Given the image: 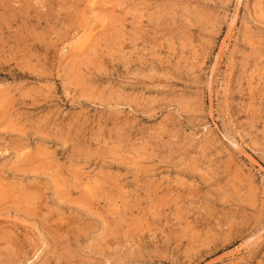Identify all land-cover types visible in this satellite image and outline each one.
Returning a JSON list of instances; mask_svg holds the SVG:
<instances>
[{
    "label": "rangeland",
    "instance_id": "374dc122",
    "mask_svg": "<svg viewBox=\"0 0 264 264\" xmlns=\"http://www.w3.org/2000/svg\"><path fill=\"white\" fill-rule=\"evenodd\" d=\"M0 207V264H264V0H0Z\"/></svg>",
    "mask_w": 264,
    "mask_h": 264
},
{
    "label": "bare ground",
    "instance_id": "6f19581e",
    "mask_svg": "<svg viewBox=\"0 0 264 264\" xmlns=\"http://www.w3.org/2000/svg\"><path fill=\"white\" fill-rule=\"evenodd\" d=\"M106 35V34H105ZM104 38V37H103ZM26 161V160H25ZM36 163V162H35ZM31 164V163H30ZM33 167V166H32ZM4 196V195H3ZM5 203V202H4ZM5 205V204H4ZM2 206V205H1ZM7 206V205H6ZM1 208V207H0ZM11 210V209H10ZM35 215V214H34ZM104 231V230H103ZM79 233V232H78ZM13 240V239H12ZM95 240V239H94ZM104 241V240H103Z\"/></svg>",
    "mask_w": 264,
    "mask_h": 264
}]
</instances>
